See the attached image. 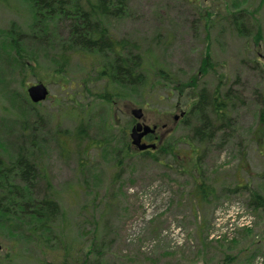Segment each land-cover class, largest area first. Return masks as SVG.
Listing matches in <instances>:
<instances>
[{
	"label": "rangeland",
	"instance_id": "374dc122",
	"mask_svg": "<svg viewBox=\"0 0 264 264\" xmlns=\"http://www.w3.org/2000/svg\"><path fill=\"white\" fill-rule=\"evenodd\" d=\"M128 7L122 17H105L104 24L116 37L139 42L150 62L168 71L171 80H188L209 53L215 69L199 72L198 84L213 87L222 75L225 85L221 89L230 85L241 93L243 103L236 105L234 122L228 129L230 141L221 147L218 140L199 147L195 141L191 143L198 147V171L214 183L218 198L198 205L189 193L195 177L186 160L192 152L184 137L188 129L180 121L193 100L189 91L182 89L177 96L164 94L171 85L157 76L153 94L128 84L123 97L104 102L98 99L95 88L92 68L96 70L97 64L91 68L88 61L75 60L67 69L69 79L92 80L86 84L87 94L79 92L84 83L67 87L43 66L36 72H15L6 36L13 24L20 31L32 25L25 0H0V153L9 157L22 144L30 149V137L35 133L44 157L42 166L54 186L65 195L69 189H78L70 208V216L76 218L80 205L89 202L92 191L106 187L109 174L116 171L112 162L114 151L122 146L121 128L132 117L131 109L140 107L143 121L158 130L156 143L163 140L165 144L166 136L160 134H165L166 126L172 128L169 143L176 155L181 154L183 161L176 158L184 168L160 154L158 161L132 154V159L123 163L120 179L112 185L113 206L103 215L108 221L107 227L101 226L105 233L98 234L107 241L103 264H264V210L254 211L247 203L251 191L264 196V142L259 149L254 132L264 98V0H129ZM242 8L247 11L241 13ZM234 13L242 17L247 31L248 22H254L253 29L245 31L248 37L235 31L230 21ZM38 26L40 32L47 30L52 49L69 35L66 20H59V16L48 22L41 19ZM257 27L260 36L252 38ZM19 44L29 50L38 47L39 54L47 45L46 40L33 43L29 37L21 38ZM38 59L42 65L43 57ZM37 82L47 86L48 95L34 103L33 109L24 98L22 101L23 88ZM75 96L83 99V106L74 104ZM79 114L90 136L108 140L102 149L82 150L88 162L84 170L87 188H83L84 177L78 175L77 155L73 150L62 155L52 134L56 125L67 134ZM23 117L27 122L21 128ZM178 166L182 170L178 171ZM237 182L246 183L245 188L229 192L227 188ZM4 226L0 227V264H40L43 258L57 259L51 252L42 253L35 242L23 236L25 226ZM84 229L92 227L85 224ZM69 237L81 243V229L73 227Z\"/></svg>",
	"mask_w": 264,
	"mask_h": 264
},
{
	"label": "trees",
	"instance_id": "16d2710c",
	"mask_svg": "<svg viewBox=\"0 0 264 264\" xmlns=\"http://www.w3.org/2000/svg\"><path fill=\"white\" fill-rule=\"evenodd\" d=\"M25 1L32 18V25L27 30L20 31L16 30L13 24L6 36L9 52L7 53L16 67L14 68L15 72L17 74L23 71L30 72V70L36 72L43 66L47 70H51L54 77L66 82L67 87L71 86L72 83H84L83 91L79 92L87 94L88 92L85 91L86 84L88 82L93 83L92 80L88 78L83 80L69 79L66 75L67 69L75 60L81 63L88 61L91 68L94 64H97L96 70L92 68L96 79H94L95 88H97V94H100L97 96L98 99L104 102L111 101L113 97H123L125 94L124 86L128 84L137 86L141 91L147 90L149 95L153 94L154 89L152 90V86L156 82L155 77L157 76L171 85L166 92L164 91V94L177 96L182 89H184L183 92L186 90V93L189 91L188 96L190 95L193 100H191L187 111L180 118L183 126L188 129V133L184 137H187V144L190 147V152H192V157H187L186 160V167L190 165L188 168L194 173L193 176L195 177L189 193L198 205L210 199H217L218 194L214 183L205 180L198 171V147L209 144L214 140H218L216 142L217 146L221 147L230 141L228 129L232 127L234 122L232 113L237 104L243 103V98H241V93L230 85L223 87V89L220 88L221 85H225L222 75L219 76L216 85L213 87L208 86L205 82L198 84L197 74L199 75V72L205 74L208 70L215 69V64L210 60V54L205 53L199 69L188 80H171V74L168 71L163 70L155 61L150 62L146 50L141 51L139 42L129 40L126 37H116L110 28L104 24L105 17H122L125 14V9L129 10V0ZM244 11L247 10L242 8L241 13ZM56 13L57 15L53 16ZM58 16L59 20H66L69 35L66 38L67 40L60 41L52 49L47 40V30L40 32L38 21L42 19L48 22ZM230 21L234 24L235 31L239 35L248 37L245 33L247 29L242 17L234 13ZM248 25L251 29L248 27L247 32H250L255 24L250 20ZM45 26H47V23ZM259 36V28H254L252 38H259ZM26 37H29L33 43L46 40V47L49 48L44 47L42 54H39L38 47L29 50L19 44V40ZM49 49L52 50L49 51ZM38 57H43L44 63L42 65L39 64ZM150 71L154 73H150ZM23 93L22 101H27L35 109L33 106L35 102H32L28 97L26 88H23ZM72 100L76 106H83L81 97L78 100L75 96ZM260 109L258 126L254 131L257 136L256 145L259 149H261V142H264L262 140L264 138L263 97ZM26 122L27 119L20 118L19 126L22 128ZM134 122V118L131 117L129 122L121 128L122 146L114 151L112 162V166L116 171L109 174L110 180L106 187L92 191L89 202L80 205L76 218L70 216L72 215L70 208L75 201V196L79 193L78 189H69L65 195V193H60L54 186L46 167L42 166L44 157L40 154L41 145L36 144L35 133L32 136L30 134V143L33 146L31 145L30 149H27L28 151L22 144L18 145L9 157L0 153V227L10 225L13 229L12 225L15 224L25 226L23 236L35 242L42 249V253L49 252L50 254L51 252V256L57 258L55 261L53 260L54 262L43 258L40 264H103L101 258L107 248V241L103 238L99 239L98 234L100 233L103 236L101 232L104 231L101 226L107 227V217L104 218V216L105 212L113 206L114 200L112 198L115 190L113 192L112 185L119 181L123 163L131 160L132 154L145 156L154 161L159 160V154L168 155L173 162H179L177 158L183 161L180 153L176 155L177 152L169 143V139H166L165 144L161 140L160 144L157 143L156 148L153 150H138L135 148L129 137ZM75 124L74 128L67 134L63 133L58 125L53 128V132L51 128L49 131L56 138L57 147L62 155H68L69 151L72 150L77 155L78 175L84 177L82 181L83 188H87L84 170L88 162L83 159L82 150H89L91 147L102 149L108 143V140L106 137L94 138L90 136L87 124L81 114H79ZM178 141L181 142L182 139ZM194 141L198 144V147L191 144ZM178 164L181 167L184 166L180 162ZM177 170L182 169L178 166ZM240 170H243V168L241 167ZM247 181L246 177V183ZM246 183L242 185L237 182L235 186L227 188V190L231 193L236 192L239 187H244ZM117 191L118 193L121 192L120 187ZM247 203L254 211L264 210V196L258 191L250 192ZM67 205L69 208H67ZM85 224L92 227V229H84ZM76 226L81 229V238L83 239L78 244L69 237L71 229ZM88 235L90 237L85 239ZM86 240L89 242L87 245L84 242ZM13 241L15 240L13 239Z\"/></svg>",
	"mask_w": 264,
	"mask_h": 264
},
{
	"label": "water",
	"instance_id": "95a60500",
	"mask_svg": "<svg viewBox=\"0 0 264 264\" xmlns=\"http://www.w3.org/2000/svg\"><path fill=\"white\" fill-rule=\"evenodd\" d=\"M26 91L30 100L35 103L45 100L48 95L47 86L42 82L29 85ZM131 114L135 119H137L130 131L131 143L139 150L154 148V143L142 142L141 138L147 133H153L155 126H150L142 121L143 111L140 107L132 108Z\"/></svg>",
	"mask_w": 264,
	"mask_h": 264
},
{
	"label": "flooded vegetation",
	"instance_id": "af4514ba",
	"mask_svg": "<svg viewBox=\"0 0 264 264\" xmlns=\"http://www.w3.org/2000/svg\"><path fill=\"white\" fill-rule=\"evenodd\" d=\"M171 131H172V128H170L169 126H166L165 134L164 133H161L160 135L162 137L166 136V139H168V136L170 135ZM158 136H159L158 135V130L156 131V129H155L153 133H147V134H145L141 138V141H144V142H155L156 143Z\"/></svg>",
	"mask_w": 264,
	"mask_h": 264
}]
</instances>
